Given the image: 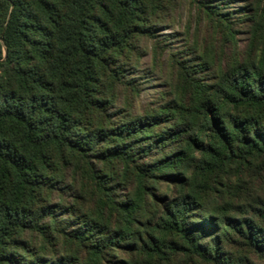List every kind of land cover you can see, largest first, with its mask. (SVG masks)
<instances>
[{
    "label": "trees",
    "instance_id": "16d2710c",
    "mask_svg": "<svg viewBox=\"0 0 264 264\" xmlns=\"http://www.w3.org/2000/svg\"><path fill=\"white\" fill-rule=\"evenodd\" d=\"M0 264H264V0H0Z\"/></svg>",
    "mask_w": 264,
    "mask_h": 264
},
{
    "label": "rangeland",
    "instance_id": "374dc122",
    "mask_svg": "<svg viewBox=\"0 0 264 264\" xmlns=\"http://www.w3.org/2000/svg\"><path fill=\"white\" fill-rule=\"evenodd\" d=\"M189 16H190V11H189V9H187V8H184V10H183V16H182V23H183V25L185 26V28H187L188 27V20H189ZM197 26H196V24L194 23V24H192V29L195 31V28H196ZM240 45L241 46H244V44H245V42H244V40H245V36L244 35H240Z\"/></svg>",
    "mask_w": 264,
    "mask_h": 264
}]
</instances>
